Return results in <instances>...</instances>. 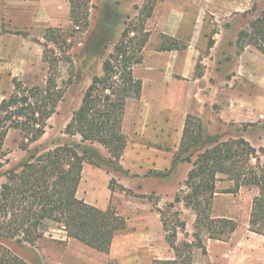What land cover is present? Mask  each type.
<instances>
[{"label":"rangeland","instance_id":"1","mask_svg":"<svg viewBox=\"0 0 264 264\" xmlns=\"http://www.w3.org/2000/svg\"><path fill=\"white\" fill-rule=\"evenodd\" d=\"M17 1H9L4 9L0 1V21L6 20L9 27L8 30L0 28V104L15 92L16 82L24 88H45L50 73L45 56L56 59L57 84L64 91V98L48 120L45 135L30 144L29 150L45 153L57 147H73L85 156L89 162L85 164L104 170L110 176V195L106 204L96 207L114 208L126 218L127 229L116 235L109 254L67 239L61 230L52 226L34 245L0 236V257L9 252L26 264H158L174 260L162 218H167L172 231L175 212H180L179 220L186 223V228L184 232L178 229L176 242L195 241L194 210L183 202L174 203L176 195L189 192L185 183L192 163L172 164L165 177L157 176L156 170H142L139 164L128 169L127 161L122 164L120 160L117 167L106 148L99 143H83L79 135L65 134L66 126L92 79L103 74V62L113 52L124 29L128 25L138 26L150 12L149 8H153L144 23L149 32L144 59L134 69L135 77L146 83L145 89L142 87L139 98L128 100L123 119L127 145L140 143L143 149L166 148L174 152L175 158L180 151L186 119L191 115L205 127L200 152L215 147L217 141L243 138L257 150L261 168L264 163V54L256 46H240L238 36L241 31L250 30V23L264 15V0H89V25L85 28L71 25L68 0H59V3L55 0L57 4L54 0H43L40 7L28 2V8L22 10L16 8ZM37 17L55 20L57 26L34 24ZM177 24L181 25L174 38L176 43L164 40L166 47L177 49L163 50V36L168 37V31L176 29ZM27 56L33 64L22 63ZM10 63L15 65L16 73L9 67ZM187 67L194 68L195 77L201 78L194 89L181 82L172 91L152 84L157 68L165 75L175 73L180 79L177 70ZM166 77L171 80L170 75ZM167 123L169 131H166ZM138 125L143 128L142 134L137 131ZM26 142L18 129H9L4 140H0V163L3 164L0 188L6 181L1 174L28 158V152L22 149ZM140 151L143 150H139L138 160L151 159ZM128 158L135 155L130 153ZM222 177L218 176L212 217L234 219L238 229L227 242L209 239L204 231L199 232L207 254L195 246L192 264H264V236L249 230L252 202L259 191L244 186L230 193L234 185ZM88 182L86 179L85 194H78V187L77 197L84 200V196H91L90 204L95 206L100 202L101 192L96 188L88 194ZM171 203L174 208L170 207Z\"/></svg>","mask_w":264,"mask_h":264},{"label":"trees","instance_id":"2","mask_svg":"<svg viewBox=\"0 0 264 264\" xmlns=\"http://www.w3.org/2000/svg\"><path fill=\"white\" fill-rule=\"evenodd\" d=\"M69 4L71 25L88 27L89 0H69ZM149 10L138 26L128 25L124 29L120 41L103 62V74L92 79L64 132L69 136L79 135L83 143L101 144L117 167H120L127 147L123 131L127 103L130 98H139L142 91V82L135 77L134 69L142 64L143 51L149 40V32L144 26L153 8ZM163 38V50L177 49L164 45L165 38L176 43L174 38ZM238 44L256 46L264 54V15L250 23V30L239 33ZM45 60L50 65L45 88H24L16 82L15 92L0 104V140H4L9 129L21 130L27 141L22 149L29 155L26 161L1 174L6 181L0 188V236L34 245L52 226H56L67 239L109 254L116 235L127 229V220L111 206L103 210L77 197L83 166L88 162L85 156L69 146L45 153H31L29 150L30 144L45 135L48 120L64 98V91L57 84L56 59H49L46 55ZM204 136L203 123L188 116L180 151L173 160V166L182 161L193 165L185 183L189 192L176 195L174 203L183 202L194 210L195 241L176 242L178 229L184 232L186 228V223L179 220L180 212H175L172 231L167 218H162L175 259L158 264H192L195 246L207 254L199 232L204 231L207 238L223 242L229 241L236 232V220L212 217L219 175L225 177L222 180L233 183L230 193H236L244 186L258 189L252 202L249 230L264 236V163L259 168L261 161L257 150L241 138L217 141L215 147L200 152ZM253 159L257 163L252 162ZM2 166L0 163V168ZM156 175L165 177L169 172ZM174 203L170 204L171 208L175 207ZM0 264L26 263L8 252L0 257Z\"/></svg>","mask_w":264,"mask_h":264},{"label":"crops","instance_id":"3","mask_svg":"<svg viewBox=\"0 0 264 264\" xmlns=\"http://www.w3.org/2000/svg\"><path fill=\"white\" fill-rule=\"evenodd\" d=\"M0 1H2L1 6L3 9L8 5L9 1L11 2V0H0ZM17 2L18 3H16V4L18 6H16V8L22 10L24 7L28 8V2L33 3L35 5L39 4V7H40V3L43 2V0H18ZM56 2L59 3V0H56ZM56 2L54 0V4ZM68 2H69V0H68ZM38 23H46V26H57V22L55 20H49L48 18H46V19H41L38 17L35 18L34 24H38ZM180 25L181 24H177L176 29L168 31V33H167V35H169L168 37L176 38L178 36V33H179ZM2 27H4L5 30H8L9 27H8V23L6 20L0 21V28H2ZM13 36L19 37L17 34H13ZM23 62L24 63L25 62L32 63L31 57L30 56L24 57V59L22 60V63ZM12 65L13 64L10 63L9 67L12 68V71L14 73H16L17 71L15 69H13V67L15 65H13V66ZM172 70H174V69H172ZM159 71H161V70L159 68H157V70L155 71L157 76H156L155 80H152L153 81L152 84L157 83V85L158 84L163 85V86H165L166 91L169 89L172 91L174 89V86H177L180 82L184 83L185 86H188V87L194 89L198 86V83L201 80L200 77H195V69L191 68V67L190 68L189 67L182 68V69L177 70V71H179L178 75L180 76V79H178L177 77L174 76V75H176L175 73H171V72L167 73L168 75H170V78H171L170 81H169L168 77H166L168 75H165L163 72L161 73ZM142 85H143L142 87L144 90L146 83L143 82ZM169 86H172V87H169ZM166 122H168V121L166 120ZM140 125L137 126V128H138L137 131L139 134H142V129H143L142 127L143 126L141 125L142 127H140ZM166 125H167L166 131H169L168 123ZM167 137H169V136L167 135ZM139 144L140 143H138V144L132 143V145L131 144L127 145V147L124 151V154L122 156V159H121L122 164H124L125 161H127L130 165L128 167V169H132V166L134 164H139V168H141L142 170L152 169V170H156L158 172H166V171L169 172L170 171V169L172 168L173 160H174V152L173 151H170L169 149H166V148L161 149L159 147H154V146L150 147V148L145 147L143 149L142 147L139 146ZM135 149L143 150V151H140L141 155H143V156L149 155V156H151V159L146 158L145 161L144 160H138L139 150L137 152V150H135ZM132 150H135V151H132ZM130 153H133L135 155V158H132V159L128 158V155ZM135 168H138V167H135ZM86 179H88V181H89L86 184L87 185L86 186L87 192H89L88 194H90V192L94 191L96 188L98 190L100 189V192H101V194H100L101 196L98 195V196H100V199H99L100 202L99 203L96 202L94 205L100 206V205H98L100 203L106 204L108 196L110 195V189H109L110 176L104 170H102L100 168L91 167L88 164H84L83 171H82V180H81V183L79 186L78 194H79V192H82L83 194L86 193L84 190L85 189L84 184H85ZM90 197L91 196H88V198L86 196L83 197L84 201L87 202L88 204H90V202L93 201ZM90 205H92V204H90Z\"/></svg>","mask_w":264,"mask_h":264}]
</instances>
